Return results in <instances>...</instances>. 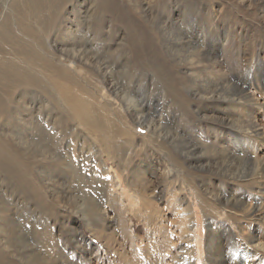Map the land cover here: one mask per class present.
Returning a JSON list of instances; mask_svg holds the SVG:
<instances>
[{"label": "rangeland", "instance_id": "1", "mask_svg": "<svg viewBox=\"0 0 264 264\" xmlns=\"http://www.w3.org/2000/svg\"><path fill=\"white\" fill-rule=\"evenodd\" d=\"M13 1L0 0V25L15 18ZM64 2L57 25L74 32L70 51L54 47L56 32L42 35L40 51L66 74L47 71L49 93L25 90L2 104L0 141L33 181L21 189L0 170L6 259L264 264V206L251 202L264 204V89H247L243 115L240 103L223 105L242 82L264 79L260 1ZM223 35L215 54L212 40Z\"/></svg>", "mask_w": 264, "mask_h": 264}, {"label": "bare ground", "instance_id": "2", "mask_svg": "<svg viewBox=\"0 0 264 264\" xmlns=\"http://www.w3.org/2000/svg\"><path fill=\"white\" fill-rule=\"evenodd\" d=\"M65 1V0H64ZM63 1V2H64ZM245 1V0H244ZM253 1V0H252ZM260 1V9L264 11V0H258ZM62 0H14L12 3V8L15 12V18H13L12 15L6 16L4 21L0 25V92L2 94L3 100L0 98V119L2 118L5 109L2 107L5 104V101L8 100V98H11L13 94H17L20 92H24L25 90H40L45 92L46 94L49 93V90L51 89L49 81L44 80L43 78L40 77L41 74L47 72V71H53L56 70L58 73V76L63 78V76L66 74V71L63 68H57L55 66V60L49 56L45 55L42 51L46 48L44 43H42V35H51V32H56L58 34L57 38L52 37V42L54 44V47L59 52H68L67 48V42L69 41L70 37L73 35L74 32L71 33L67 31L66 27H62V21L61 23L58 24V21L60 20L59 17L61 16L60 14L62 13V9L64 8ZM65 3V2H64ZM11 6V5H10ZM262 11V12H263ZM13 14V13H12ZM252 14V13H251ZM66 17V16H64ZM61 18V17H60ZM62 19V18H61ZM65 19V18H64ZM67 19V18H66ZM14 20H16V24L14 25ZM66 22V21H65ZM72 22V21H71ZM67 24V23H66ZM37 26V27H36ZM71 26V25H70ZM78 28V27H77ZM70 30V29H69ZM74 31V30H73ZM20 33V35H19ZM53 34V33H52ZM55 34V35H57ZM48 36V35H47ZM77 36V35H76ZM26 37H29L31 40L26 39ZM50 37V36H49ZM61 37V38H58ZM227 37V35H226ZM224 38V35L221 36H216L212 41H214V44L212 47H216L214 49V53H217V50L219 49L218 47H221L222 43L218 41V39ZM228 38V37H227ZM34 39L36 41H39L38 46L35 47L33 43L31 42ZM50 41V40H49ZM208 41V40H207ZM1 42H3L5 45H3ZM202 43V42H201ZM225 43V42H224ZM223 43V45H224ZM228 43V42H227ZM46 44V43H45ZM264 44V43H263ZM37 46V45H36ZM197 47V46H196ZM222 48V47H221ZM76 49V48H75ZM211 49V47H210ZM72 50V49H71ZM212 50V49H211ZM72 52V51H71ZM219 54V53H218ZM68 58V54H65ZM71 55V54H70ZM217 56V55H216ZM79 57V56H78ZM188 57V56H187ZM216 58L215 56H213ZM254 57V56H253ZM252 57V58H253ZM68 58H65L68 60ZM81 58V57H80ZM79 58V59H80ZM256 57H254L255 59ZM204 59V57H203ZM198 60V59H197ZM206 60V59H204ZM83 61V60H82ZM207 61V60H206ZM213 61V60H212ZM85 62V61H84ZM250 62V61H249ZM252 62V60H251ZM256 62V61H255ZM255 62H253L255 64ZM204 63V62H203ZM206 63V62H205ZM217 63V62H216ZM260 63V61H259ZM58 64V63H57ZM195 64V62H194ZM251 64V63H249ZM59 65V64H58ZM87 65V63H86ZM217 65V64H216ZM214 65V67L216 66ZM209 66V65H208ZM253 66V65H252ZM249 67V66H248ZM253 68V67H252ZM63 69V70H62ZM201 69V68H200ZM199 69V70H200ZM208 69V68H207ZM251 70V68H249ZM248 69V71H249ZM213 71V69H211ZM210 70V71H211ZM247 70V68H246ZM255 70H257L255 68ZM253 69V71H255ZM193 71V70H191ZM195 71V70H194ZM252 71V72H253ZM217 72V70L215 71ZM193 73V72H192ZM223 73V72H222ZM226 73V72H225ZM54 74V73H52ZM206 74V73H205ZM216 74V73H215ZM224 74V73H223ZM245 74V73H244ZM253 74V73H252ZM218 76L220 75L219 72L217 74ZM222 75V74H221ZM247 75V73H246ZM258 75V72L257 74ZM211 76V75H210ZM209 76V77H210ZM214 75L211 76V78ZM226 76V75H225ZM253 76V75H252ZM262 76V74H261ZM77 77V76H76ZM208 77V76H207ZM215 77V76H214ZM243 77V76H241ZM255 77V76H254ZM45 78V77H44ZM53 78V75L50 74L49 80ZM210 78V79H211ZM219 78V77H218ZM224 78V76H223ZM197 79V78H196ZM225 79H227L225 77ZM224 79V80H225ZM53 80V79H52ZM208 80V79H207ZM217 80V79H216ZM222 80V79H220ZM64 81V80H63ZM213 81V79H212ZM218 81V80H217ZM226 81V80H225ZM243 81V80H242ZM209 82V81H208ZM221 82V81H220ZM230 82V81H229ZM218 83V82H217ZM216 83V84H217ZM223 83V82H222ZM221 83H218L219 85ZM223 85V84H222ZM220 86V85H219ZM225 87H229V85L225 86L223 85V91H225ZM65 88V87H64ZM214 88V87H213ZM216 88V87H215ZM237 88V86H236ZM264 89V79L260 78H252L247 79L244 83L242 82V86H238V89L233 91L229 96L226 95V100L227 103H224L223 105L227 107L228 104L233 103V104H238L239 109L238 113H242L241 115L245 114V106H249L252 100L251 94L248 92L247 89H253L254 91H259V90ZM60 89V88H59ZM61 89L63 90V84H61ZM60 89V91H61ZM208 89V88H207ZM218 89H216L217 91ZM222 90V89H221ZM39 91V92H40ZM211 91V90H210ZM214 91V90H213ZM250 91V90H249ZM219 92H221L219 90ZM251 92V91H250ZM264 92V91H263ZM42 93V92H41ZM207 93V92H206ZM216 93V92H215ZM223 93V92H222ZM221 93V94H222ZM225 93V92H224ZM23 94V93H22ZM26 94V93H25ZM63 94V93H62ZM65 94V93H64ZM214 94V93H212ZM211 94V95H212ZM220 96V93H218ZM209 95V94H208ZM225 95V94H224ZM264 95V94H263ZM16 96V95H15ZM215 98V95H212ZM211 96V97H212ZM228 96V97H227ZM1 97V95H0ZM17 97V96H16ZM183 97V96H182ZM210 97V96H209ZM208 98V97H207ZM221 98V96H220ZM3 102H2V101ZM23 100V99H22ZM26 100V99H25ZM24 100V101H25ZM212 100H215L212 98ZM218 100V98H217ZM18 101V100H17ZM216 101V100H215ZM225 101V100H224ZM20 102V101H19ZM18 103V102H17ZM30 103V102H29ZM14 104V103H13ZM249 104V105H247ZM264 104V103H263ZM16 105V104H15ZM24 105V104H23ZM30 105V104H29ZM6 108V107H5ZM15 108V107H14ZM34 108V107H33ZM223 108V106H222ZM248 108V107H247ZM88 108H83L81 110L82 116L87 118L88 116ZM228 109V108H227ZM30 110V109H29ZM249 110V109H248ZM32 111V110H30ZM20 113V112H19ZM233 113V112H232ZM235 114V112H234ZM7 115V114H6ZM5 115V116H6ZM10 115V114H9ZM164 115V114H163ZM230 115V114H229ZM228 115V116H229ZM232 115V114H231ZM239 115V114H238ZM8 116H6L7 118ZM10 117V116H9ZM31 117V116H30ZM224 117V115L222 116ZM230 117V116H229ZM233 117V116H232ZM20 118V117H19ZM24 118V117H22ZM32 118V117H31ZM142 118V117H140ZM226 118V117H225ZM224 118V120H226ZM235 118V117H234ZM242 118V117H241ZM33 119V118H32ZM220 119V118H219ZM22 120V119H21ZM26 120V119H25ZM243 120V119H242ZM241 120V121H242ZM5 122L4 120H2ZM32 121V120H31ZM1 122V123H3ZM223 122V121H221ZM241 123V122H239ZM244 126H249L250 123L247 121L243 120ZM3 125V124H1ZM242 127V126H241ZM4 128V127H3ZM2 130V129H1ZM246 130H249L246 129ZM245 130V131H246ZM242 134V133H241ZM244 135V134H243ZM29 136V135H28ZM244 138V137H243ZM28 139V138H26ZM26 141V140H25ZM24 141V142H25ZM247 142V141H246ZM245 143V142H244ZM30 144V143H29ZM247 154V153H246ZM241 159V158H240ZM22 160L19 159V156H17L11 149L9 148L8 144L6 142H1L0 141V170H2L5 174L6 177L10 180H12L15 185L19 188H24V189H31L33 187L31 179L28 177L29 176V171L27 170L23 163L21 162ZM174 162H176L174 160ZM251 162V161H250ZM25 164V163H24ZM179 166V165H178ZM31 170V169H30ZM31 175V174H30ZM257 176L259 174H256ZM223 176V175H221ZM256 176V177H257ZM32 178V177H31ZM231 180V179H230ZM258 180V179H257ZM253 184V183H252ZM14 185V186H15ZM224 185V184H223ZM13 186V184H12ZM13 186V187H14ZM217 188V187H216ZM15 189V187H14ZM17 189V188H16ZM206 189V187L204 188ZM203 189V190H204ZM210 189V188H209ZM34 190V189H33ZM214 190V189H213ZM260 190V189H259ZM209 191V190H207ZM224 191V190H223ZM222 191V192H223ZM207 193V192H206ZM215 194V192H212ZM218 193V192H217ZM211 194V192H210ZM226 194V192H225ZM224 194V195H225ZM209 195V194H207ZM243 195V194H242ZM215 197V196H214ZM219 197V195H218ZM217 197V198H218ZM255 197V196H253ZM225 198V197H224ZM227 198V197H226ZM225 198V199H226ZM232 198V197H231ZM252 198V197H251ZM221 199V197H220ZM223 199V198H222ZM221 199V200H222ZM233 199V198H232ZM261 199V198H260ZM258 198H252V208L253 209H260L261 207L264 206L262 199L260 200ZM224 200V199H223ZM222 200V201H223ZM219 201V200H218ZM221 202V201H219ZM210 204V203H209ZM208 203L206 204L207 207L211 208ZM251 203H248V200L243 201V208H247ZM241 205V204H240ZM238 206V205H237ZM250 210L251 207H249ZM154 208H151V211H154ZM254 210V211H255ZM249 211V210H248ZM153 213V212H152ZM154 214V213H153ZM261 214V213H259ZM4 215V214H3ZM0 216V221L5 220L6 216ZM15 213L13 212L11 220H15ZM154 216V215H153ZM262 214L260 215L259 218H261ZM263 218V217H262ZM149 219V218H148ZM10 220V221H11ZM151 220V219H150ZM16 222V221H15ZM184 222V221H182ZM181 223V222H180ZM185 223V222H184ZM146 224V223H145ZM2 225V224H1ZM111 225V224H110ZM147 225V224H146ZM182 226V224H180ZM185 225V224H183ZM186 226V225H185ZM182 228V227H181ZM250 229V228H249ZM243 230V229H242ZM4 234L6 230H3ZM7 234V233H6ZM6 237L3 236V238H0V264H13L11 261L7 260L5 257V248L7 247L6 243L4 242V239ZM17 243V242H16ZM6 246V247H5ZM89 247V246H88ZM87 247V248H88ZM8 249V248H7ZM85 249V248H84ZM216 249V248H215ZM89 250V249H88ZM211 252V251H208ZM241 252V251H240ZM209 254V253H208ZM133 255V254H132ZM227 255V254H226ZM217 256V255H216ZM232 256V255H231ZM242 256V255H241ZM243 257V256H242ZM233 258V257H232ZM231 258V259H232ZM131 261L128 264H143V257H139L137 255H133L130 257ZM158 258H156L157 260ZM227 259H229L227 257ZM158 259L157 261H159ZM212 260V259H211ZM224 261V260H223ZM222 262H219V264H223ZM229 261V260H228ZM234 261V260H233ZM232 260L229 261L228 264H235ZM14 262V261H13ZM239 262V261H238ZM226 264V263H225ZM237 264V263H236Z\"/></svg>", "mask_w": 264, "mask_h": 264}]
</instances>
